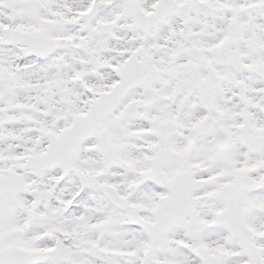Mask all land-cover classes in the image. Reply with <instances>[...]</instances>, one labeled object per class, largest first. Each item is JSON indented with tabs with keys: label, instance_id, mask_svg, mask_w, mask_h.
<instances>
[{
	"label": "snow or ice",
	"instance_id": "snow-or-ice-1",
	"mask_svg": "<svg viewBox=\"0 0 264 264\" xmlns=\"http://www.w3.org/2000/svg\"><path fill=\"white\" fill-rule=\"evenodd\" d=\"M0 264H264V0H0Z\"/></svg>",
	"mask_w": 264,
	"mask_h": 264
}]
</instances>
